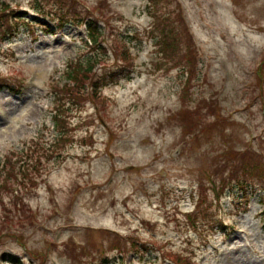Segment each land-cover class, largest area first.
Listing matches in <instances>:
<instances>
[{
  "label": "rangeland",
  "instance_id": "374dc122",
  "mask_svg": "<svg viewBox=\"0 0 264 264\" xmlns=\"http://www.w3.org/2000/svg\"><path fill=\"white\" fill-rule=\"evenodd\" d=\"M53 5L82 22L87 13L92 18L105 47L98 72L124 70L126 41L135 65L100 88L105 103L83 101L69 112L73 140L22 195L23 212L0 197V264H15L11 255L23 264H172L161 248L191 264H264L257 177V188L245 193L231 183L219 199L207 190L212 209L193 215L198 179L213 171L217 185L226 178L215 172L224 168L222 147L232 149L236 167L245 160L264 175V0H171L165 11L190 29V81L161 57L147 0H0V8L30 23L0 41V160L40 134L52 136L51 117L62 102L56 85L94 50L84 24L57 26ZM171 31L177 50L188 43L184 31ZM101 228L138 237L141 252L126 242L121 256L112 245L125 240Z\"/></svg>",
  "mask_w": 264,
  "mask_h": 264
},
{
  "label": "trees",
  "instance_id": "16d2710c",
  "mask_svg": "<svg viewBox=\"0 0 264 264\" xmlns=\"http://www.w3.org/2000/svg\"><path fill=\"white\" fill-rule=\"evenodd\" d=\"M155 1L157 2L155 3ZM170 5L171 0H148V11L153 18L152 36L155 38V43L159 48V53L163 60L181 66V71L188 73V80L190 81L192 80V72H190L189 67H184V65H188L187 61L190 60L192 62V67H196L194 60L195 52L189 43L191 42V36L187 31L188 27L183 23L179 15L165 11ZM50 10L55 15L54 18L58 22L57 26H60L67 21H71L76 25L84 24L88 33L86 40L90 45L94 46V50L91 51L85 59H76L77 61H75L66 72L67 81L61 87L56 85L58 101L62 102L57 104L54 110V115L52 116L54 129L53 136L49 137L46 133L40 134L27 145L22 146L19 149L8 150L0 160V197H3V194L8 196L10 202L16 206L19 212H23L22 199H24V197L22 195H25L37 186L39 182L38 178L41 179L42 173H44V170L46 169L45 164H48V162L50 163L52 160H62L64 146L68 145L66 141L71 139V133L73 130V127H70L71 115H69V112L73 109H79L83 101H89L94 104L97 100L101 99L105 103L106 98L100 97V88L116 81L118 78L129 72L134 62L129 48L127 47L121 51L124 56H127L130 59L129 61L121 60V62L124 63L123 71L111 69L102 73L98 72L96 66L105 60V57L101 54V51H105V47L100 41L101 33L92 24V18L89 17L87 13V16H84L85 21L82 22L83 19L73 16L74 13L71 15L60 10L55 11L56 5H53ZM68 11L72 12L69 9ZM12 20H14V23ZM19 21H22L23 23L26 22L24 17H21L20 14L14 15V11L7 13L5 9L3 10L0 8V40L8 35H13L18 29L19 24H21ZM184 28L187 30H184ZM171 30H179L181 33L184 31L182 36L188 43L182 44L177 50L173 43V37L169 35ZM116 37L118 40L123 41V47H126L125 38L120 34L116 35ZM179 52L188 56L185 62L174 56V53ZM101 66L102 65H99V67ZM0 80H3V78L0 77ZM62 92H65V94L68 93L66 96H69L70 99L65 100ZM183 96L184 95L181 97ZM69 106L73 107L69 109ZM222 148L223 153L218 149L216 151L222 153L219 155V158L222 161L221 166L224 168L223 170L215 172L220 173L225 171L226 178L222 179L223 183L217 185V182L220 179L214 175L213 171L210 179L204 177L198 179L199 198L195 204L194 216H196V214L206 216L207 211L212 209L213 203L207 200V190H213L216 195L221 194L225 189H228L226 187L227 183H231L228 185L231 189L238 188L243 190L248 186L254 185L256 183V177L259 180L257 183L262 184V188L260 189H264V175H258V168L254 167L257 166L256 164L252 165L243 160L242 162H244V165L246 166L236 167L237 164L234 163L236 156L232 152V149L229 147ZM247 151L248 150L244 151V153ZM260 157L261 159H264V156ZM244 158L245 157L242 159ZM17 179L21 180L15 184V180ZM210 182L213 183L212 186H210ZM3 208L5 210V204H3ZM4 219L5 218L1 219V222ZM101 230L125 240L122 243L116 242L112 245L116 251L122 253V248H127V240L125 237L105 229ZM107 249L110 250L111 246L108 245ZM162 253L167 255L175 264H191L187 256L183 255L181 252L163 249ZM11 259L16 264H23L16 255H11Z\"/></svg>",
  "mask_w": 264,
  "mask_h": 264
}]
</instances>
